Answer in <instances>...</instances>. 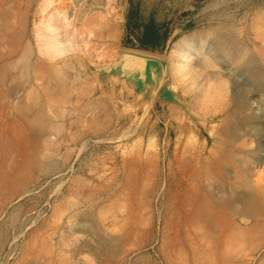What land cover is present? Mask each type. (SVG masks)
Segmentation results:
<instances>
[{
  "label": "rangeland",
  "instance_id": "1",
  "mask_svg": "<svg viewBox=\"0 0 264 264\" xmlns=\"http://www.w3.org/2000/svg\"><path fill=\"white\" fill-rule=\"evenodd\" d=\"M26 1H20L23 10ZM153 4L160 19L170 14L188 21L166 53L163 88L180 99L173 107L138 100L116 71L107 76L97 71L120 54L122 15L130 6ZM30 5L29 35L41 17L55 13L51 24L62 22L56 31L62 32L64 49L45 57L72 76L59 100L46 104L45 122L23 129L41 161L20 192L0 196V264H264L258 244L264 227L251 230L249 222L264 218V163L253 160L261 157L255 149L260 139L243 145L247 130L235 129L228 119V98L213 104L220 109L209 103L207 113L190 93L170 88L175 78L169 58L175 41L187 34H196L204 50L228 32L254 53L252 43H261L255 24H264V0H32ZM27 67L15 68V81L4 87L6 95L16 96L12 119L33 106L31 97L17 101L36 82L33 67ZM99 77L107 83L103 96L96 89ZM237 79L243 84V77ZM98 99L103 106L94 110ZM225 158L231 185L254 194L248 202L238 201L235 210L206 200L207 187L221 183L217 165ZM246 168L253 170L247 174Z\"/></svg>",
  "mask_w": 264,
  "mask_h": 264
},
{
  "label": "bare ground",
  "instance_id": "2",
  "mask_svg": "<svg viewBox=\"0 0 264 264\" xmlns=\"http://www.w3.org/2000/svg\"><path fill=\"white\" fill-rule=\"evenodd\" d=\"M20 1L0 0V196L21 189L28 181L29 171L39 165L42 154L40 151H36L32 145H29L30 143H28L26 138L27 134L24 135L25 130L23 129L34 126L35 122H39L40 119L45 122L42 117L46 104L59 100V95L62 91L69 87L72 76L71 72L68 73V70L65 71L59 66V62H53L54 60L50 62L45 57L47 52L55 51L56 55H58L64 49L65 42L62 38L63 35H61L62 32L56 31L62 28V22L60 24L57 23V26H55L56 24H51L55 13L47 17H41L38 22L33 24L32 34L29 35L27 10L32 0L26 1L27 7L25 10L19 6ZM57 15H60L58 10L56 11ZM66 19H68L67 16L62 18V20ZM258 25L260 33L258 38H260L261 43H252L253 48L256 50L254 53L243 40L228 32L217 35L215 42L204 50L197 45L198 37L196 34L181 36L175 41L170 51V70L175 78L174 81L172 80L170 88L177 87L183 92L190 93L193 96L194 105L199 106V109L204 107L207 110L209 103L213 105L217 101L228 98L229 101L226 100V104L232 103V110L227 114L228 119L232 120L231 124L234 125L235 129L240 128L248 131H246L248 137L243 139V145L250 144L252 137L257 136L260 139V144L255 149L260 152L261 157L253 160L264 163V115L261 111V106L264 104V24H255V26ZM45 29H49L51 32L45 31ZM49 58L53 59L54 56ZM27 66L33 67L36 82L33 85V91L31 92L30 90V93L23 92L21 98L17 101L31 97L34 100L33 106L29 108L26 105L29 108L28 111H24L25 114L21 113L20 118L18 117L19 120L12 119L10 116L14 106H12L11 98L14 100L13 98L16 96L15 93L6 95L4 87L15 79V68H26ZM238 77L244 78L243 84L237 82ZM18 96L20 97V95ZM34 106L36 110L32 109ZM102 106V102L98 99L91 107L94 110H98ZM218 108L215 107V109ZM223 109L221 110L223 111ZM91 115L89 117L92 118L93 116ZM89 117L88 119L90 120ZM13 135L18 138L14 139ZM16 145L18 146L17 148ZM245 152L252 155L253 150ZM228 159L225 158L224 164L217 165L218 169L223 173L222 180L220 177V185L216 188L208 186L206 189V200L212 202L213 206L220 208V210L228 208L235 210L237 209L236 203L238 201L244 200L248 202L251 198L254 199L252 191L238 192L237 187L235 188V186L231 185L232 182L228 181V174L231 170H229L226 163ZM252 170L253 168H246L243 171L248 174ZM236 172L242 171L236 169ZM256 172L259 173L260 171L257 170ZM231 177L234 179V176ZM259 187L258 191H262L263 189L260 187V190ZM203 191L205 190L203 189ZM249 220L251 230L258 231L264 227V218L257 217ZM258 240H260L258 244H260V249H262L264 247V236L261 239L258 238Z\"/></svg>",
  "mask_w": 264,
  "mask_h": 264
},
{
  "label": "crops",
  "instance_id": "3",
  "mask_svg": "<svg viewBox=\"0 0 264 264\" xmlns=\"http://www.w3.org/2000/svg\"><path fill=\"white\" fill-rule=\"evenodd\" d=\"M159 14V11L156 13V4L149 7L130 6L122 15L119 49L120 52L130 53L144 59V68L147 74H151L146 77L147 81L130 82L126 80L129 83L124 81L131 86L134 94L139 97L138 100L144 101L145 99L147 102H152L155 108L157 102L166 103L168 107H173L176 103L174 96L168 92L162 96L163 100L160 99L162 89L160 72L162 63L166 62V53L173 38L188 25L187 20H177L176 15L172 17L166 14L168 18L160 19ZM97 83L96 89L99 88L100 96H103L106 93L107 83L102 77L98 78ZM152 106L149 110L153 109Z\"/></svg>",
  "mask_w": 264,
  "mask_h": 264
},
{
  "label": "water",
  "instance_id": "4",
  "mask_svg": "<svg viewBox=\"0 0 264 264\" xmlns=\"http://www.w3.org/2000/svg\"><path fill=\"white\" fill-rule=\"evenodd\" d=\"M143 61H144V59L140 56H135L133 54L125 53V52H120L118 58L114 62L108 64L107 66L99 67L97 71L102 76H107L110 73H112L113 71H116V75L118 74V76L122 80H125V81L127 80L130 82L140 80L142 82H146L147 81L146 77L151 75V74H149V73L147 74V70L144 68L145 66H144ZM165 73H166V62H163L161 72H160V74H161L160 75V82L162 85L160 99H163L162 96L166 94L165 92H168L169 94H172L174 96V98L176 99V102L180 103V99L178 98V96L175 93L163 88V85H164L163 81L165 79ZM154 74L156 75V73H154ZM155 81H156V78H155ZM126 82H125V84H126ZM127 83H129V82H127ZM127 86H129L131 88V86L129 84Z\"/></svg>",
  "mask_w": 264,
  "mask_h": 264
}]
</instances>
